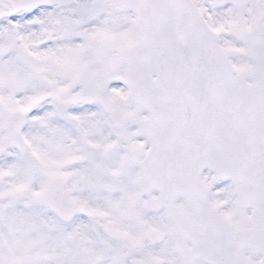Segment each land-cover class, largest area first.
<instances>
[{
    "label": "snow or ice",
    "instance_id": "snow-or-ice-1",
    "mask_svg": "<svg viewBox=\"0 0 264 264\" xmlns=\"http://www.w3.org/2000/svg\"><path fill=\"white\" fill-rule=\"evenodd\" d=\"M0 264H264V0H0Z\"/></svg>",
    "mask_w": 264,
    "mask_h": 264
}]
</instances>
